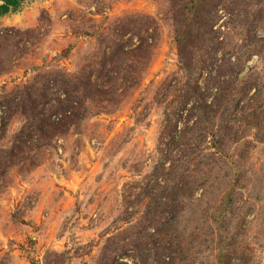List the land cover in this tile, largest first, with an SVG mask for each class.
<instances>
[{
	"label": "rangeland",
	"instance_id": "rangeland-1",
	"mask_svg": "<svg viewBox=\"0 0 264 264\" xmlns=\"http://www.w3.org/2000/svg\"><path fill=\"white\" fill-rule=\"evenodd\" d=\"M0 264H264V0L1 17Z\"/></svg>",
	"mask_w": 264,
	"mask_h": 264
},
{
	"label": "trees",
	"instance_id": "trees-1",
	"mask_svg": "<svg viewBox=\"0 0 264 264\" xmlns=\"http://www.w3.org/2000/svg\"><path fill=\"white\" fill-rule=\"evenodd\" d=\"M24 1H26V0H0V18L4 17L10 13H14V12L18 11V9L20 8L21 4ZM141 46H142V44L140 43L139 47L135 48V49H137L136 55L140 58H146L148 56V53L146 54L148 46H147V48L146 47L144 48ZM112 50H113V48L110 49V51H112ZM103 57H105V54ZM89 79H90V77H89ZM89 79L87 80V82L89 81ZM3 123H4V121L1 124L2 128L4 126Z\"/></svg>",
	"mask_w": 264,
	"mask_h": 264
}]
</instances>
